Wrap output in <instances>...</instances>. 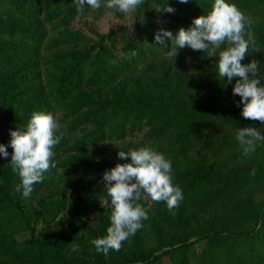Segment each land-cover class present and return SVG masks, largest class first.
<instances>
[{
    "label": "trees",
    "instance_id": "trees-1",
    "mask_svg": "<svg viewBox=\"0 0 264 264\" xmlns=\"http://www.w3.org/2000/svg\"><path fill=\"white\" fill-rule=\"evenodd\" d=\"M228 2L253 21L260 50L250 45L241 63L256 60L264 84V0ZM105 3L81 14L74 0H0V144L9 153L0 155V264H264V141L244 156L236 139L247 126L264 135V124L242 116L239 77H218L215 57L185 46L173 59L171 41L154 38L188 29L214 0H144L130 31L74 27L90 13L125 14ZM166 4L175 11L156 10ZM33 112L52 114L63 135L56 166L25 197L10 132L26 130ZM142 146L171 162L183 199L169 212L142 194V227L119 251L97 252L91 241L111 226L103 174L129 162L119 150Z\"/></svg>",
    "mask_w": 264,
    "mask_h": 264
},
{
    "label": "clouds",
    "instance_id": "clouds-1",
    "mask_svg": "<svg viewBox=\"0 0 264 264\" xmlns=\"http://www.w3.org/2000/svg\"><path fill=\"white\" fill-rule=\"evenodd\" d=\"M144 0H106L105 7L117 9L121 13L134 12ZM76 10L83 14L85 6L92 9L101 7V0H74ZM188 3V0H180ZM158 12L173 13L171 5L157 7ZM253 21L228 0H214L207 15L194 18L188 29L180 28L177 34L167 29H160L154 34L159 45H165V39L171 41L167 55L174 59L179 48L185 46L192 50H202L208 57H215L218 77L230 82L233 77H239L233 87L234 95H239L242 116L246 119L260 121L264 124V84L259 79V64L252 60L248 64L241 61L249 53L250 45L253 51L255 39L250 31ZM224 45L225 47H221ZM132 55H136L133 52ZM115 63V61H113ZM59 123L50 113L33 112L27 123L26 130L10 132L11 167L20 178L15 190L28 197L33 191V185L44 179V173L50 167L55 155L53 149L60 143L62 135H57ZM236 139L248 156L256 151L259 142L264 141V135L256 127H242L236 131ZM0 155H9L5 145L0 144ZM118 156L126 163H117L115 167L106 170L103 181L107 196L111 201V226L107 235L91 241L97 252L108 254L109 250L119 251L122 243L134 235L142 227L141 221L147 219V212L136 201L142 198L153 202H165L169 212L179 206L183 199L182 190L172 183V165L164 154L151 147L142 146L119 150ZM102 208L109 206L108 199L99 200ZM175 214V213H173ZM78 245L73 244L72 250L77 251Z\"/></svg>",
    "mask_w": 264,
    "mask_h": 264
},
{
    "label": "rangeland",
    "instance_id": "rangeland-1",
    "mask_svg": "<svg viewBox=\"0 0 264 264\" xmlns=\"http://www.w3.org/2000/svg\"><path fill=\"white\" fill-rule=\"evenodd\" d=\"M75 28H81L87 33H90L91 28H95L100 32H106L110 28H114L117 26H121L128 31L132 30V19L129 14H124L123 17H117L111 10H108L103 15L96 17L95 13H90L84 21H78L74 23ZM108 147V145H106ZM45 187L39 190L34 199L30 202L31 209L34 211H38V206L36 200L40 197L46 196ZM67 217H71L70 211H67Z\"/></svg>",
    "mask_w": 264,
    "mask_h": 264
}]
</instances>
